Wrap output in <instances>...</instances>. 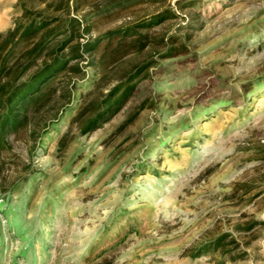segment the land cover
Listing matches in <instances>:
<instances>
[{"label": "rangeland", "instance_id": "obj_1", "mask_svg": "<svg viewBox=\"0 0 264 264\" xmlns=\"http://www.w3.org/2000/svg\"><path fill=\"white\" fill-rule=\"evenodd\" d=\"M18 1L0 0V30ZM74 1L105 68L64 74L75 98L46 131L55 110L37 112L41 136H8L0 264H218L199 248L220 237L225 264H264V0ZM165 10L141 52L108 38ZM143 66L84 133L92 102Z\"/></svg>", "mask_w": 264, "mask_h": 264}, {"label": "trees", "instance_id": "obj_2", "mask_svg": "<svg viewBox=\"0 0 264 264\" xmlns=\"http://www.w3.org/2000/svg\"><path fill=\"white\" fill-rule=\"evenodd\" d=\"M47 1L46 7L35 11L19 0L14 25L0 30V152L8 148V136L23 129H29L32 136H41L58 119L62 110L61 107L58 109L60 102L65 101L63 108L72 103L77 84L66 87L69 80L64 81V74L83 72L87 77L80 65L86 60L97 71L105 68L106 58H97L103 38L82 42L90 25L84 24L86 17L73 15L78 4L74 5V0ZM169 11H161L135 25L110 32L108 38L111 35L119 37L124 47L141 52L150 41V35L142 29L161 21ZM86 55L90 57L86 59ZM73 61L76 64L71 65ZM146 69L147 66L139 68L126 81L115 85L104 99L92 102L95 116L82 124L84 133L98 128L101 119L124 105L136 87L134 81ZM57 97L63 100L59 101ZM47 108L55 110V114L45 122L40 133L37 112ZM199 249L201 253L213 255L221 249L218 264H225L232 251L227 248L224 237Z\"/></svg>", "mask_w": 264, "mask_h": 264}, {"label": "crops", "instance_id": "obj_3", "mask_svg": "<svg viewBox=\"0 0 264 264\" xmlns=\"http://www.w3.org/2000/svg\"><path fill=\"white\" fill-rule=\"evenodd\" d=\"M12 6H10L9 8H11ZM13 15H15V13L14 12H11L10 13V16H13Z\"/></svg>", "mask_w": 264, "mask_h": 264}]
</instances>
